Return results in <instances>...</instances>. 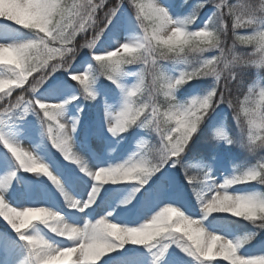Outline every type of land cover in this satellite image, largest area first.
I'll return each mask as SVG.
<instances>
[{
  "label": "snow or ice",
  "instance_id": "6c2138e0",
  "mask_svg": "<svg viewBox=\"0 0 264 264\" xmlns=\"http://www.w3.org/2000/svg\"><path fill=\"white\" fill-rule=\"evenodd\" d=\"M237 43L252 51L238 53ZM82 49L90 61L74 67ZM252 68L264 85V0H0V264H213L218 257L264 264V254L239 251L264 232V160L233 164L220 183L212 174L216 141L264 152V105L255 104L250 84L240 109L246 134L241 127L234 140L218 127L224 119L217 110L233 107V88L246 87ZM57 72L76 82V94L52 102L41 89ZM102 78L111 87L101 85L98 93L92 86ZM185 85L186 93L201 94L180 100L176 93ZM259 95L264 101V86ZM98 96L113 143L130 147L135 140L136 150L121 163L97 167L103 163L97 157L90 167L73 149L84 105L66 117L64 109ZM33 115L39 129L27 119ZM194 137L205 146L189 160ZM192 167L202 178L189 173ZM177 168L190 196L171 174ZM17 172L34 175L21 188ZM157 173L159 180L149 183ZM124 181L135 182L130 192L100 191L101 185L127 186ZM214 214L242 218L253 230L229 238V215Z\"/></svg>",
  "mask_w": 264,
  "mask_h": 264
},
{
  "label": "rangeland",
  "instance_id": "374dc122",
  "mask_svg": "<svg viewBox=\"0 0 264 264\" xmlns=\"http://www.w3.org/2000/svg\"><path fill=\"white\" fill-rule=\"evenodd\" d=\"M146 2V0H145ZM262 2V0H255V3L257 5H259ZM101 15H103V13H101ZM201 15L203 16L204 13H201ZM206 18V17H205ZM231 34V29H230V22H229V35ZM238 34H249L248 30L245 29H239L238 30ZM92 33L89 32L88 33V39H91ZM79 43H84L85 40L83 37H79ZM123 42V41H121ZM232 45H229V47H231ZM110 50H114V49H110ZM81 54L77 57V60L74 64L75 66H79L80 62L82 60L85 61H90V57H88L87 55H90L89 50L88 49H82L81 50ZM237 51V50H236ZM252 48H250V50L247 52H251ZM216 53H209L206 54L207 56L213 55ZM135 70V69H133ZM256 73L258 74V69H255ZM69 71H72V69H70ZM35 75V74H34ZM31 80V77L29 78ZM207 81H205L204 83L206 85H210L212 78L208 77L206 78ZM125 82L127 84H130L132 82V78L131 77H126L125 78ZM76 82L71 81L68 79V73L67 72H57L55 73L54 77L50 78V83L46 82V84H49V87L47 89L42 88L41 89V93L43 94V97L45 99H48L52 102H59L62 101L64 99H67L69 95L72 94H76V89L74 87H71L72 85H74ZM200 82L198 81H192L191 84L195 85L198 84ZM104 85L107 87H111L108 83V81L103 80V78L101 80H97L96 83L92 86L94 91H97L99 93V89L100 86ZM254 89H255V93H254V102L257 106L259 105H263V102L260 98V88L264 85L261 84L259 75L256 76V79L254 80V82H252L250 84ZM189 88V85H185L184 88H181L177 93V97L180 100H184L186 99L188 96H192V95H197V94H201L197 91H190L188 93L185 92V89ZM17 94L19 93V90H16ZM41 93H38V95H40ZM182 93V94H179ZM248 93L245 94V96ZM245 96L243 98V102L245 103V106H247V101H245ZM108 104L112 105L113 107H115L116 105L113 104V101L111 99H108L107 97L104 98ZM80 103H83L84 105V112L81 114V122L82 124H80V126L77 128V132L75 133V135H73V149L77 152H79L81 155L84 156V159L89 163V166L92 167L93 164L96 163V159L95 158H100V160L103 161V163H100L97 165V167H103V166H107L108 163H121L123 162V159H127L128 156L131 155V151H135L136 147H135V140L131 141V146L129 147L128 142L127 141H121L120 145H115L113 143V138L110 136V134L107 132V129L105 127H103V105L101 100L99 99L98 96V100L97 101H75L73 102V104H69L65 106L64 109V116L66 117L68 112H72L75 113V106L74 105H78ZM222 109H219L217 111H220ZM223 111V110H222ZM241 115L243 116V114L241 113ZM70 116V115H69ZM222 119H224V121L218 125V127H223L225 128L224 122H225V112L223 111L222 114ZM27 119L32 120L37 129L40 128V123L39 120L37 119L36 116H30L27 117ZM83 119V120H82ZM242 124L244 123V130H245V134H246V129H247V124L245 121V117L243 116L242 118ZM226 131V130H225ZM154 135V134H153ZM147 138V137H145ZM217 143H222L217 141ZM84 144H88L89 148L91 149V152L88 151L87 147H82V145ZM50 147V144H49ZM127 149V150H125ZM2 146H0V151H2ZM52 151H55L54 149H52ZM194 155H188L187 158L190 160L192 159ZM264 160V157H262L260 160H257L256 162H254L253 164ZM187 163V161H186ZM193 164H195V161H192ZM167 167V166H166ZM191 171H195L196 167H192L190 168ZM189 169V170H190ZM163 171V169H162ZM180 173H184V170L181 169L179 171V169H172L171 170V174H173L175 176V178L177 179L178 183L180 185L181 181L179 179V174ZM232 172H230L227 169L226 165H223L219 159L217 161V163L214 165L213 167V172L212 174L215 176V180L216 183H220L222 182L223 176L224 175H230ZM3 172H0V175H3ZM160 173H157L156 176H154L152 178V181H150L149 183H152L153 181H158L160 178ZM181 175V174H180ZM85 179H88L87 177ZM93 183V181L89 180V189L91 187V184ZM126 183L128 184L127 186L125 185H101L100 186V191L101 193H103L105 188H118V187H126L127 190L130 192L131 188L133 187L132 183H135L134 181H126ZM183 186V185H182ZM147 187V185L145 186ZM257 190H260L259 186H256ZM232 188H237V189H244V190H248V191H252L254 189H252L251 187L249 188V186H232ZM232 188L229 189V191H232ZM183 190L185 191V188L183 187ZM86 196H87V192ZM75 196V193H72ZM77 199H82L83 197H79L76 196ZM210 198V196H209ZM164 205H161V207H163ZM199 210V208L197 207V211ZM156 211H159V208L156 209ZM154 214V213H153ZM219 215H229V217H231V214H219ZM98 219V217H96ZM195 218V217H194ZM94 222V221H93ZM114 222V221H113ZM143 221H141L142 223ZM225 230L226 231H231L233 233L232 236H230L229 238L235 239V237H239V236H243L244 233L246 232H237L234 231L233 229H231L229 226L225 225ZM219 234V233H217ZM126 248L128 247H132V248H136L138 246L135 245H126ZM245 249H248V252L250 254H264V245H262L261 243H255L254 246L252 247H243L241 248L239 251L241 253H243L245 251ZM121 251H123L121 249ZM111 255L115 256L116 253H112ZM150 259V257H149ZM213 264H227L226 261H223L221 258H216L213 260Z\"/></svg>",
  "mask_w": 264,
  "mask_h": 264
},
{
  "label": "trees",
  "instance_id": "16d2710c",
  "mask_svg": "<svg viewBox=\"0 0 264 264\" xmlns=\"http://www.w3.org/2000/svg\"><path fill=\"white\" fill-rule=\"evenodd\" d=\"M232 43H233V37L230 34L228 35L227 46L232 45ZM236 47L238 48L240 52H245L246 50L251 48L250 45H241L239 43L236 44ZM244 79H245L246 85L254 79L253 68L245 73ZM245 88L242 91H237L235 88H233V95L231 97L232 102H233L232 108H229L227 104H224V106H226L229 109V114L227 118V126L234 140L238 139V137L240 136L241 127L244 128V123L242 124L243 121L240 115H239V122H238L236 119V114L240 113L241 101H242V97L245 92ZM197 142L198 143L201 142L200 145L198 144L199 150L200 148L202 149L205 146V141L203 138L194 137V142L190 145L191 151H189L188 153H191L193 151L194 147L196 146L195 144ZM217 150L219 154L225 155V158L228 160V162L231 160V162H229V165L232 170H233V164H235L236 166H239L245 162V158H250L248 160V163L252 164L256 162L257 160H260L262 157H264V152L258 151L255 154L249 153L244 148L240 147L239 143L231 144L225 147H217ZM207 159H210V157H208ZM239 219H242V218H239ZM232 222H235L237 225H240L241 226L240 228L244 229L245 226L247 225L249 228L252 229V225L249 224L247 221L236 219V220H233ZM261 238H264V236Z\"/></svg>",
  "mask_w": 264,
  "mask_h": 264
},
{
  "label": "bare ground",
  "instance_id": "6f19581e",
  "mask_svg": "<svg viewBox=\"0 0 264 264\" xmlns=\"http://www.w3.org/2000/svg\"><path fill=\"white\" fill-rule=\"evenodd\" d=\"M21 143H22V146H23L25 149H28V150L31 149L30 146H28V144L23 143L22 141H21Z\"/></svg>",
  "mask_w": 264,
  "mask_h": 264
},
{
  "label": "clouds",
  "instance_id": "9594fccd",
  "mask_svg": "<svg viewBox=\"0 0 264 264\" xmlns=\"http://www.w3.org/2000/svg\"><path fill=\"white\" fill-rule=\"evenodd\" d=\"M157 154L156 153H153V157H155Z\"/></svg>",
  "mask_w": 264,
  "mask_h": 264
}]
</instances>
